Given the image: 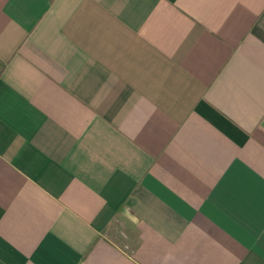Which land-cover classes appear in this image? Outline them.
I'll return each mask as SVG.
<instances>
[{
  "label": "crops",
  "instance_id": "crops-1",
  "mask_svg": "<svg viewBox=\"0 0 264 264\" xmlns=\"http://www.w3.org/2000/svg\"><path fill=\"white\" fill-rule=\"evenodd\" d=\"M0 264H264V0H0Z\"/></svg>",
  "mask_w": 264,
  "mask_h": 264
}]
</instances>
